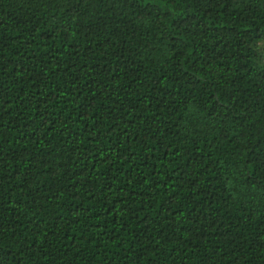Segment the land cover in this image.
<instances>
[{
    "label": "trees",
    "instance_id": "1",
    "mask_svg": "<svg viewBox=\"0 0 264 264\" xmlns=\"http://www.w3.org/2000/svg\"><path fill=\"white\" fill-rule=\"evenodd\" d=\"M264 0H0V264H264Z\"/></svg>",
    "mask_w": 264,
    "mask_h": 264
},
{
    "label": "rangeland",
    "instance_id": "2",
    "mask_svg": "<svg viewBox=\"0 0 264 264\" xmlns=\"http://www.w3.org/2000/svg\"><path fill=\"white\" fill-rule=\"evenodd\" d=\"M262 47V54H263V59H262V66L264 67V44H261Z\"/></svg>",
    "mask_w": 264,
    "mask_h": 264
}]
</instances>
